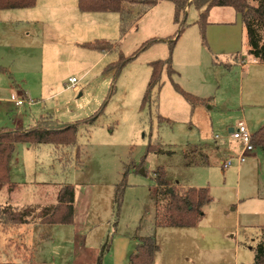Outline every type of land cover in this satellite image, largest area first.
<instances>
[{"label":"rangeland","instance_id":"obj_1","mask_svg":"<svg viewBox=\"0 0 264 264\" xmlns=\"http://www.w3.org/2000/svg\"><path fill=\"white\" fill-rule=\"evenodd\" d=\"M158 3L156 8L143 14L136 23L134 20L145 7L128 5L130 16L126 18L123 31L121 16L114 14L119 17L120 23L108 41L118 45L115 50L104 54L83 47L56 48L53 70L45 66L40 70L38 67H43V64L38 63L31 76L24 78L29 81L32 91L29 103L33 102L34 106L29 108L26 100L22 110L30 111L35 119L40 114H49L61 123L74 124L95 113L99 115L89 127L78 128L76 142L80 148V164L75 161L74 148L66 149L60 155L62 158H57L50 146H42L39 151L25 158L24 170L14 175L19 186L12 191L8 186L0 188V203L9 200L10 204L32 203L38 200L44 189V199L50 202L53 199L52 192L61 185L70 184L74 187L76 203L91 198L93 210L104 206L105 214L113 207L112 217L120 229L125 230L138 216L143 219L142 224L146 228L154 212L156 185L153 172L163 167L166 181L172 183H167L169 187L179 183L207 188L208 191L209 203L203 207L204 220L196 226L200 225L199 228L203 229L197 240L199 244L209 246L206 248L215 249H201L195 241H185L184 248L189 249L191 255L183 264H251L254 257L252 249L258 243L260 230L264 227V162L261 169L255 162H247L252 169L246 175L243 173L239 181L236 163L224 169L216 156V162L208 167H185L182 152L190 153L193 147H198L196 145L206 144H216L222 151L230 141V127L241 122L254 134L258 124H264V66L250 64L248 68L241 69L239 63L229 61V65H224L227 64L225 62L212 69L205 67L201 59L203 67L196 78L181 58L183 48L176 51L174 48L171 54L175 71L173 81L163 71L160 85L152 88L149 102L143 104L151 72L149 64L169 56L167 41L177 29L173 24V4L168 0H159ZM185 13L186 29L190 33L186 39L191 40L194 33L199 35L202 44V34L195 24L201 10L191 5L186 7ZM207 22L205 44L202 45L205 47L204 53L210 24L228 22L238 31L242 30L240 17L232 8H212ZM154 38L160 42L150 46L117 72L115 64L121 56L129 57L143 43ZM23 44L26 49H32L29 41L25 40ZM241 54L246 55L244 47ZM72 78L77 80L76 88L67 89ZM173 83H177L185 92L189 91L181 84L193 86L203 94L198 97L204 99L205 103L192 107L177 92ZM28 123L32 122L23 120L21 125L26 126ZM216 136L218 140L215 141ZM154 143L161 145L160 153L146 154L147 147ZM165 151L173 154H165ZM252 155L259 158L263 156L260 149ZM143 158L140 168L138 165ZM220 158L225 160L227 156L221 155ZM65 159H69V162L64 163ZM125 172L127 186L121 207L116 213L114 186ZM246 191L250 194L253 192L256 199L244 200ZM242 196L243 204L239 206ZM112 224L113 221L108 227L105 219L98 231L111 228L112 234ZM218 228L223 236L216 235L215 230ZM55 229L42 226L32 235L25 234L24 243L30 249L21 248L16 241L13 245L17 249H24L21 254L26 258L30 252L34 260L53 258L55 264H71L73 250L78 248L80 242L73 243L58 228ZM95 235L94 231L89 237V242L94 246ZM0 240L2 259L8 255L7 250L1 249L4 247L2 236ZM14 250L13 247L14 254L19 255ZM20 258H12V262L27 264Z\"/></svg>","mask_w":264,"mask_h":264},{"label":"crops","instance_id":"obj_2","mask_svg":"<svg viewBox=\"0 0 264 264\" xmlns=\"http://www.w3.org/2000/svg\"><path fill=\"white\" fill-rule=\"evenodd\" d=\"M159 4L160 3H157L152 9L156 8ZM146 13L144 15H146ZM114 14L117 13H82L78 9L77 0H36L35 6L31 8L3 10L0 12V129H25L33 125L40 117L51 116L49 114H40L38 118L35 119L31 116L32 113L30 111L26 112L22 110L25 106V102L21 106H15L12 100V94L14 93L18 98L24 101L27 100V106L29 108L34 106L33 102L31 104L29 103L32 91L29 86V81L24 78L31 76L34 69H37L38 63L43 64V67H38L40 70L45 67L53 70L56 48H65V46L82 47L83 44L96 40L108 41L109 37H113L110 35H113V30L119 27L120 23L119 17H116ZM210 26L207 28L206 53L203 51L205 47L202 46L204 44H201L199 35L196 36L192 33V39H186L188 34H190L187 33L188 29H185L182 33L183 35H181L175 43L174 50L176 51L183 48L181 58H183L186 66L196 78L199 77L201 68L203 67L201 59L204 60L205 67L209 66V68L212 69L216 68L218 65L222 66L225 62H227V64L224 65H229V61L239 63L241 69L248 68L250 64L264 66V64L255 63L248 56L243 26L241 31H238L236 27H232L228 22H217L212 25L210 24ZM25 40L29 41V46L32 49H26L24 47L23 43H25ZM41 46L42 49L40 51ZM243 47L246 55L241 54ZM221 59L224 61H221ZM173 64L175 65V61ZM181 85L189 91L188 93L192 95L196 94V97L203 96V94L195 90L193 86L189 87L188 84H186L187 86L185 84ZM68 86L67 89H70ZM23 120L31 121L32 123L22 126L21 123ZM263 126L264 124L262 123L258 124L256 131ZM232 128L234 127L228 129L229 137ZM214 140H218V136H216ZM42 146L50 145H15L14 153L9 161V175L11 183H13V188H11L10 191L19 186L17 180L14 179V175L18 174L17 171L24 170L25 158L39 151ZM196 146L201 148L200 153L205 157L203 159L202 156H198V159L202 158L206 164L192 166L208 167L216 162V156L219 157L221 165L227 158L234 157L240 153V145L231 139L224 145L222 151L219 150L216 144H214V146L208 144ZM50 147L57 158L66 150L60 151L53 146ZM258 149L259 148H255V150ZM254 151L249 154V157L244 163L235 168L239 181H241L243 173L246 175L250 173L252 169V166L250 167L246 164L247 162H255L259 169L262 168L264 153L261 151L263 156L260 158L254 157L252 155ZM221 155L224 157L227 156V158L221 160ZM182 163L185 167H191L185 165V160H183ZM167 183L172 185V183ZM174 185L182 188L192 187L179 183H175ZM0 188L4 187L0 185ZM58 189L52 192L53 199L50 202L44 199L46 191L44 189L43 193L40 197L38 196V200H35V202L10 204L9 200L0 203V206H12L18 209L30 206H50L55 203ZM1 190L2 189H0V193L2 192ZM245 193L244 200L251 201L256 199L253 192L250 194L246 191ZM240 197L241 196H239V199ZM241 199L239 206L243 204V196ZM92 207L93 203L91 198L88 201L84 200L83 202L80 201L76 203L74 194V218L72 225H46L40 224L37 221L17 226H8L6 228L0 227V236H2L4 242V247H1V249L4 248L7 250L6 253L8 255L7 257L3 256V260L0 258V264H14L12 258H19L20 256V259L27 262V264H55L53 258L51 260H34L30 252L29 256L26 258L21 254L24 249H17L16 245H13L14 241H16L21 248L30 249L24 243L25 234L28 233L32 235L34 231L39 230L42 226H50L51 230H56L55 228H58V230L63 232L73 243L75 241H78L76 244L80 242L78 248L73 250L74 258L71 264H97L99 258V264H129L128 258L131 254L136 252V248L139 245V238L151 234L154 236L158 246L157 251L153 255V264H183L185 259L189 260L191 254L189 249L184 248L185 241H187V243L195 241L201 249H215L206 248L209 247L206 244H199L200 241L197 240L198 235L203 230L202 227L199 228L200 225L196 228L155 227V204L153 216L146 228L143 227V219L138 216L137 220H133L129 226L124 228L125 230L120 229L118 222L112 217L113 207L109 208L107 214H105L104 206L94 210ZM138 211L137 208V213ZM204 217L205 214L203 213V217L199 222L200 224L203 222ZM105 219L107 220L108 227L111 221H113L112 229L114 232H112V234H110L112 231L111 228L110 230L106 228L98 231L99 225L102 224ZM262 229H264V227L261 228L260 231H262ZM94 231L96 232V246L91 244V241L89 242V237L93 235ZM215 233L218 237H220V235L223 236L219 228L215 230ZM91 240H93V237ZM13 247L15 248L14 251H18L17 253L19 255L14 254Z\"/></svg>","mask_w":264,"mask_h":264},{"label":"trees","instance_id":"obj_3","mask_svg":"<svg viewBox=\"0 0 264 264\" xmlns=\"http://www.w3.org/2000/svg\"><path fill=\"white\" fill-rule=\"evenodd\" d=\"M159 0H77V6L82 13H117L121 16V27L124 30L126 18L130 16L129 5L144 6L136 22L143 14L157 5ZM173 4V24L177 29L167 41L169 56L164 60H155L149 64L150 78L147 91L142 103L149 102V95L153 87L160 85V77L166 71L171 81L175 71L172 68L171 54L176 41L187 28L185 8L193 6L201 10L195 24L202 34V42L205 44L204 32L208 25L209 11L214 7H229L240 17L247 42V54L255 62L264 64V0H168ZM36 0H0V12L11 9H27L35 6ZM134 22V23H135ZM160 42L150 39L143 43L129 57L121 56L115 64L117 72L127 63L134 60L140 53L147 50L153 44ZM117 44L109 41L96 40L85 43L82 47L99 52L108 53L117 48ZM175 89L192 106L204 104L200 99L182 90L177 83H173ZM99 113L83 119L74 124H64L51 116L40 117L33 125L25 129H0V185L13 188L9 175V161L15 150L16 144H30L32 146L50 145L57 150L75 149V161L80 162V148L77 147L76 136L79 127H89L97 119ZM252 144L264 153V126L252 135ZM161 145L154 143L146 149L148 153H160ZM200 147H193L190 153L182 152V159L186 166L206 164L205 158L200 153ZM165 154H173L165 151ZM63 155V154H61ZM198 156L202 158L198 159ZM62 158V157H60ZM61 160V159H60ZM62 161V160H61ZM69 162L65 159L64 163ZM144 158L138 167L143 165ZM156 185L155 192V227L169 228H193L196 227L203 217V207L208 203L206 188H182L179 186L169 187L166 182V173L163 167H158L153 172ZM126 184V172L122 174L120 181L114 186L113 203L116 213L119 211L123 192ZM74 187L70 184L61 185L56 193L55 203L45 207H25L15 209L11 206L0 207V225H20L32 221H38L46 225H72L74 218ZM106 246V245H105ZM154 236L148 235L139 238L136 252L128 258L129 264H153V255L157 251ZM253 262L251 264H264V229L260 239L252 249ZM100 263V258L97 264Z\"/></svg>","mask_w":264,"mask_h":264},{"label":"built area","instance_id":"obj_4","mask_svg":"<svg viewBox=\"0 0 264 264\" xmlns=\"http://www.w3.org/2000/svg\"><path fill=\"white\" fill-rule=\"evenodd\" d=\"M77 80L69 79V88L75 89ZM12 100L15 106H21L25 102L23 99L18 98L14 93L12 94ZM230 139L237 142L240 145V153L235 157H229L221 163V167L228 169L233 166V163L240 165L244 163L249 154L255 150V146L252 144V134L247 129L244 123H238L230 133Z\"/></svg>","mask_w":264,"mask_h":264}]
</instances>
